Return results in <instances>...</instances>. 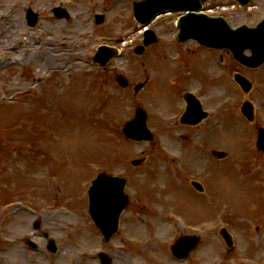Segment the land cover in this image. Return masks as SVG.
<instances>
[{"label": "rangeland", "instance_id": "374dc122", "mask_svg": "<svg viewBox=\"0 0 264 264\" xmlns=\"http://www.w3.org/2000/svg\"><path fill=\"white\" fill-rule=\"evenodd\" d=\"M135 1L0 0V264H98L100 250L112 264H176L160 252L169 248L179 215L193 225L228 220L241 236L258 220L255 236L264 239V200L257 194L264 192V152L254 145L257 128H264V65L252 70L227 51L175 43L168 16L151 24L158 41L135 55L142 42L131 15ZM60 4L69 19L53 15ZM250 6L228 9L226 19L255 26L264 0ZM28 7L39 14L33 27ZM95 14L104 16L101 25ZM102 44L122 51L99 68L91 56ZM228 72L246 77L252 89L238 90ZM188 90L208 112L190 127L178 121ZM247 100L257 112L250 124L239 115ZM138 107L149 113L151 142L135 143L121 132ZM213 151L226 158L215 159ZM99 172L126 178L129 198L120 232L106 245L92 234L87 213L86 191ZM191 181L205 193L197 195ZM36 221L39 230L32 228ZM48 239L56 242L55 254Z\"/></svg>", "mask_w": 264, "mask_h": 264}, {"label": "water", "instance_id": "95a60500", "mask_svg": "<svg viewBox=\"0 0 264 264\" xmlns=\"http://www.w3.org/2000/svg\"><path fill=\"white\" fill-rule=\"evenodd\" d=\"M199 0H145L135 4V16L140 23H147L150 19L160 11L168 8L172 10H197L200 8ZM246 4L248 0H239ZM176 5V6H175ZM55 14L58 18L64 16L63 12L56 10ZM37 14L30 9L27 10V20L30 25H35L37 22ZM102 18H98L101 22ZM180 34L179 41H185L192 38L203 45L227 48L229 49L234 59L248 67H258L264 61V21L260 23L257 28L249 29L243 26L237 30H230L222 19H212L204 15H196L189 13L182 17L178 23ZM146 40L144 45L137 48L136 52L141 53L145 46L155 41L152 31L146 33ZM249 49L251 56L243 55L244 50ZM106 54L98 53L94 60L101 65H106L109 59L114 57L117 52L102 48ZM238 82L243 89L247 91L250 84L241 76H237ZM121 85H126L124 79H119ZM142 84L136 86L137 91ZM189 107L188 112L182 118L183 123H194L205 117V113L201 111L200 105L191 96H186ZM243 112L251 119V111L248 104L243 106ZM145 114L138 110L137 116L133 122H130L124 128V133L131 138L150 139L151 136L146 130ZM258 146L264 149V132L259 131ZM218 157H224L223 153H219ZM137 164L138 162H134ZM125 180L122 178L110 177L104 174L98 175L89 190V213L101 228L107 239L111 233L116 229L117 217L120 211L128 203L126 196L123 193ZM196 185V184H195ZM198 188L199 186L196 185ZM38 226V224H36ZM184 240L179 241L177 246L183 245ZM51 250L54 251V244L50 242ZM105 260V259H104Z\"/></svg>", "mask_w": 264, "mask_h": 264}, {"label": "flooded vegetation", "instance_id": "af4514ba", "mask_svg": "<svg viewBox=\"0 0 264 264\" xmlns=\"http://www.w3.org/2000/svg\"><path fill=\"white\" fill-rule=\"evenodd\" d=\"M195 234H198L199 242L198 246L192 251V254H195L202 259L198 264H217L215 263V260H221L223 255H225L231 262L238 260V236L235 232L232 236V242L229 247L224 244L217 228L211 227L208 228V230L202 229L198 233H186V235ZM209 258L211 261H209Z\"/></svg>", "mask_w": 264, "mask_h": 264}]
</instances>
